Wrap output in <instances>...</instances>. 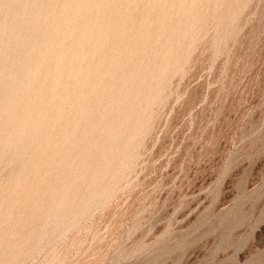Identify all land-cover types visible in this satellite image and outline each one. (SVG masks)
<instances>
[{
  "label": "rangeland",
  "instance_id": "rangeland-1",
  "mask_svg": "<svg viewBox=\"0 0 264 264\" xmlns=\"http://www.w3.org/2000/svg\"><path fill=\"white\" fill-rule=\"evenodd\" d=\"M262 248L264 0H0V264Z\"/></svg>",
  "mask_w": 264,
  "mask_h": 264
},
{
  "label": "snow or ice",
  "instance_id": "snow-or-ice-1",
  "mask_svg": "<svg viewBox=\"0 0 264 264\" xmlns=\"http://www.w3.org/2000/svg\"><path fill=\"white\" fill-rule=\"evenodd\" d=\"M240 184L242 187H246L248 190H251L252 188V182H248L246 185L244 184V181L243 180H240ZM235 200V198H234ZM233 206L232 204H227L226 207H231ZM251 247V243L249 242V244L245 247L244 251L247 253L249 248ZM261 252V258L260 260L257 262L256 259L252 258L255 256V250L253 249L252 252H251V257L249 259V261L247 262H244V258L243 259H240V261L237 262V264H264V248H262L260 250Z\"/></svg>",
  "mask_w": 264,
  "mask_h": 264
},
{
  "label": "bare ground",
  "instance_id": "bare-ground-1",
  "mask_svg": "<svg viewBox=\"0 0 264 264\" xmlns=\"http://www.w3.org/2000/svg\"><path fill=\"white\" fill-rule=\"evenodd\" d=\"M73 1H74V0H73ZM52 5H53V4H52ZM29 9H30V8H29ZM80 9H81V8H80ZM80 9H79V10H80ZM75 17H76V16H75ZM70 18H74V15H73V17L70 16ZM70 18H68V20H69ZM76 18L78 19V17H76ZM71 20H72V19H71ZM70 22H71V21H70ZM66 23H67V20H66ZM66 23H65V21H64L63 24H66ZM71 23H72V22H71ZM71 23H70V24H71ZM67 24H68V23H67ZM67 24H66V25H67ZM70 24H69V25H70ZM63 26H64V25H63ZM67 26H68V25H67ZM70 26H73V25H70ZM190 26H191V25H190ZM65 27H66V26H65ZM73 27H74V26H73ZM70 28H71V27H69L68 30H70L71 35H72L73 31H71ZM64 29L67 30V27H66V28L63 27V30H64ZM65 30H64V31H65ZM74 31H75V27H74ZM63 34H66V35H64V36H66V37L69 35V34L64 33V32H63ZM64 36H62V38H63ZM68 37H69V36H68ZM83 37H84V35H83ZM62 38H61V39H62ZM65 39H66V38H65ZM58 40H60V39H58ZM78 42H79V41H78ZM58 44H59V43H58ZM63 44H64V43H63ZM58 46H59V45H58ZM61 46H63V45H60V49H59V51L61 50ZM46 50H47V49H45V51H46ZM62 50H63V49H62ZM63 51H64V50H63ZM60 52H61V51H60ZM60 52H59V53H60ZM81 54H82V53H81ZM41 55H42V54H41ZM58 58H59V57H58ZM61 59H62V58H61ZM64 59H65V58H64ZM64 59H63V60H64ZM77 59H78V58H77ZM58 60H59V59H57L56 61H58ZM61 62H62V60H61ZM61 62H60V64H61ZM63 62H65V61H63ZM56 63H57V62H56ZM57 64H58V63H57ZM57 64L54 65V67L57 66ZM64 64H66V63H64ZM64 64H62V65H60V66L62 67ZM65 66L67 67V70H68V66H67V65H65ZM63 68H64V71H65V67H62V69H63ZM59 69L61 70V68H59ZM59 69H58V70H59ZM52 70H53V72H52ZM52 70H51L52 74L57 72V71L55 72L54 69H52ZM67 70H66V71H67ZM61 72H62V71H61ZM58 73H59V72H58ZM63 73H64V72H63ZM65 74H67V73H65ZM65 74H64V75H65ZM70 74H72V72H71ZM55 75H58V74L51 75V76H50L51 79H53L52 76H55ZM60 75H63V74L60 73ZM64 75L62 76V80H61V81H63V79H64ZM65 76H66V75H65ZM67 76H69V72H68V75H67ZM55 78H56V77H55ZM69 78H70V77H69ZM125 80H126V79H125ZM50 81L52 82V80H50ZM64 81H65V80H64ZM64 81H63V82H64ZM67 81H68V78H67ZM53 82H54V81H53ZM53 82H52V83H53ZM56 83H57V82H56ZM56 83H55V84H56ZM59 83H60V82H59ZM60 84H62V83H60ZM60 84H58V85H60ZM78 84H79V83H78ZM58 85H57V86H58ZM53 86H54V84H53ZM57 86H55L54 88H56ZM116 94H117V93H116ZM68 100H69V99H68ZM109 109H110V108H109Z\"/></svg>",
  "mask_w": 264,
  "mask_h": 264
}]
</instances>
